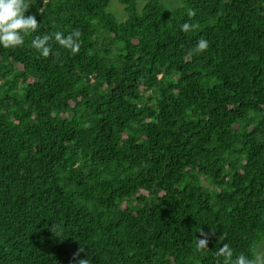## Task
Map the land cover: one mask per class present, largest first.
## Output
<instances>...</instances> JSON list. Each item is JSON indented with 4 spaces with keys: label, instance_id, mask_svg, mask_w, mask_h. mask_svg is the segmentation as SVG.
Returning a JSON list of instances; mask_svg holds the SVG:
<instances>
[{
    "label": "trees",
    "instance_id": "16d2710c",
    "mask_svg": "<svg viewBox=\"0 0 264 264\" xmlns=\"http://www.w3.org/2000/svg\"><path fill=\"white\" fill-rule=\"evenodd\" d=\"M117 1L123 20L110 0H28L37 30L0 46V264H217L224 242L255 259L264 0ZM73 29L75 54L31 47Z\"/></svg>",
    "mask_w": 264,
    "mask_h": 264
},
{
    "label": "clouds",
    "instance_id": "9594fccd",
    "mask_svg": "<svg viewBox=\"0 0 264 264\" xmlns=\"http://www.w3.org/2000/svg\"><path fill=\"white\" fill-rule=\"evenodd\" d=\"M29 6L28 0H0V46L4 48L21 46L25 42V36L37 30L39 23L35 16L31 14L25 15ZM187 14L191 17L194 13L192 10H189ZM195 27V24L185 21L180 25V30L188 32ZM80 37L81 33L79 29H73L68 33L55 31L50 34L34 36L31 40V47L38 50L42 57H48L50 54L55 55L52 49V43L54 42L63 49L75 54L80 48ZM208 46L209 42L201 38L197 40L194 51L202 52ZM223 239L221 236L220 240ZM207 242V234L201 232V238L196 239V249L201 252L207 251ZM82 251L84 249L80 248L76 255ZM214 255L220 258L217 264H264V257L257 256L253 259L243 252L235 254L233 248L226 242L216 249ZM76 264H91V262L86 256L85 258L78 259Z\"/></svg>",
    "mask_w": 264,
    "mask_h": 264
},
{
    "label": "rangeland",
    "instance_id": "374dc122",
    "mask_svg": "<svg viewBox=\"0 0 264 264\" xmlns=\"http://www.w3.org/2000/svg\"><path fill=\"white\" fill-rule=\"evenodd\" d=\"M146 1L147 0H137L138 9H140ZM160 1L165 5V7L169 11H172L173 8L178 5V0H160ZM108 10L112 12L119 20H123L125 18V11L123 5L120 4L117 0H110ZM201 180L204 185L208 187L212 186L211 183L207 181L204 177H202ZM257 256L264 257V238L257 246L255 258Z\"/></svg>",
    "mask_w": 264,
    "mask_h": 264
}]
</instances>
